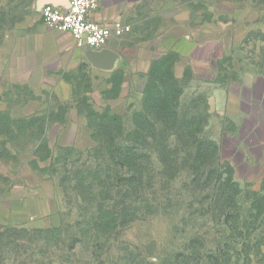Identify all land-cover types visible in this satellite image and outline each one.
Listing matches in <instances>:
<instances>
[{
	"label": "rangeland",
	"instance_id": "374dc122",
	"mask_svg": "<svg viewBox=\"0 0 264 264\" xmlns=\"http://www.w3.org/2000/svg\"><path fill=\"white\" fill-rule=\"evenodd\" d=\"M187 1L196 10L195 22L205 20L209 14L211 20L217 23L234 19V14H240V0ZM259 2L264 6V0ZM32 3L33 0H0V13H4L3 17L11 22L19 19L23 12H29ZM230 31H233V27H222L221 32L215 35L228 42ZM240 34L238 29L237 35ZM226 47L229 48V45ZM83 75L82 81L78 74L68 78L72 83V92L64 86L58 89L59 80L53 77L54 83H47L42 91L27 88L15 96L10 87V91L3 94L7 103L0 102V111L3 112L0 114V129L8 132L14 141L8 142V137L0 136V219L5 216L4 203L13 201L14 197L25 194L32 197L41 189L49 198L45 208V211L48 209L47 215L42 216L34 225H26L28 229L22 230L13 224H0V264H264V209L260 213L255 210L251 214L254 191L259 192L255 182L250 185L239 182V187L231 195L237 209L229 208L227 217L213 206H210L208 212L190 214L188 203L194 201L192 198L196 195H207L209 202H217L220 184L213 180L209 188L196 189L183 180L169 184L164 191L159 190L151 195L152 200L164 201L166 206H175L160 209L159 204L155 205L156 214L135 221L108 238L103 236L98 239L93 234L80 237L73 226L75 212L68 215L70 208L66 209L63 193L55 187L58 178L50 179L49 175L40 172L45 167H51V160L34 163L39 123L28 127L26 123L12 122L13 119L22 121L28 117H41L49 109L57 111L60 104L56 96L73 106L78 105V100L81 105L88 100L96 110L112 105L111 112L116 111L121 115L127 113L129 108L135 110L134 106L140 107V98L129 87L131 82L123 72L110 76ZM122 79L127 86L117 89ZM76 81L79 85H74ZM188 85L193 88L195 84L189 82ZM74 109L66 124H52L48 129L49 145L55 155L59 152V145L74 146L82 151L94 145L86 116L79 115ZM216 121L213 119L211 127H207L210 137L217 135L219 123ZM184 178L186 175H183ZM60 213L68 215L65 219L68 223L65 228L67 231L61 236L62 240L57 241L50 236L51 231L48 234L46 232L49 227L61 224L58 218H61Z\"/></svg>",
	"mask_w": 264,
	"mask_h": 264
},
{
	"label": "crops",
	"instance_id": "0c3cea01",
	"mask_svg": "<svg viewBox=\"0 0 264 264\" xmlns=\"http://www.w3.org/2000/svg\"><path fill=\"white\" fill-rule=\"evenodd\" d=\"M36 1L33 0L29 12L6 22L1 30L0 102L7 103L3 94L10 87L15 96L24 88L44 90L47 83H54L53 77L59 80L58 89L64 86L72 92L68 78L81 74V67L82 73L93 75L110 76L115 71H123L131 82L129 87L141 100L144 73L161 54L174 52L183 60L178 66L179 76L186 64L193 72L190 82L195 85L193 88L189 85L187 92L207 94L208 126L211 127L213 119L219 123L217 135L211 138L220 146V157L233 167L236 181L246 185L255 182L261 189L264 181V6L259 0H240V14L219 23L211 20L210 14L205 20L195 22L196 10L186 0H98V7L88 14L90 20L102 24L121 21L133 27L132 33L110 37L102 49L79 47L70 32L48 27ZM222 27H233L235 36L230 31L228 42L215 35ZM103 49L120 55L111 71L91 62L90 52ZM126 84L123 82L122 87ZM48 198L41 189L32 197L26 194L14 197L13 201L4 203L6 212L0 224L34 225L47 215Z\"/></svg>",
	"mask_w": 264,
	"mask_h": 264
},
{
	"label": "trees",
	"instance_id": "16d2710c",
	"mask_svg": "<svg viewBox=\"0 0 264 264\" xmlns=\"http://www.w3.org/2000/svg\"><path fill=\"white\" fill-rule=\"evenodd\" d=\"M0 15L1 40L3 25L10 20L3 17L4 13ZM182 63V58L174 52H165L154 59L143 75L140 107L129 108L124 115L112 113V105L96 110L88 100L82 105L78 100V105L73 106L56 96L60 104L57 111L49 109L41 117L22 121L13 119L12 123H26L28 127L39 123L34 163L51 160V167L40 172L50 179L58 178L55 187L63 193L66 209L70 208L68 215L75 212L73 226L80 237L93 234L98 239L108 238L131 223L156 214L155 205L159 204L160 209L175 206L152 200L151 195L183 180L196 189L209 188L213 180L220 184L217 202H209L207 195H192L194 201L187 207L190 214L208 212L213 206L227 217L229 208L237 209L231 195L240 184L234 178L230 163L222 161L219 144L207 133L210 119L207 94L187 92L193 72L186 64L179 76L178 66ZM83 70L81 67L78 77L81 81ZM122 72L118 70L114 74ZM122 82L117 84V89L122 87ZM74 85H79L78 81ZM72 109L86 116L94 145L85 151L59 145L55 155L49 145L48 129L52 124H66ZM0 136L8 137V142L14 141L1 129ZM68 165L71 166L68 168ZM254 192L251 214L264 209V181L259 192ZM60 214L61 224L49 227L46 232L51 231L50 236L57 241L62 240L68 223L65 220L68 215ZM20 228L28 229L27 226Z\"/></svg>",
	"mask_w": 264,
	"mask_h": 264
},
{
	"label": "built area",
	"instance_id": "2783aa9c",
	"mask_svg": "<svg viewBox=\"0 0 264 264\" xmlns=\"http://www.w3.org/2000/svg\"><path fill=\"white\" fill-rule=\"evenodd\" d=\"M98 7V0H70V7L46 4L41 10L42 20L48 27L70 32L79 47L104 48L110 37L132 33L133 27L121 21L102 24L88 18L91 10Z\"/></svg>",
	"mask_w": 264,
	"mask_h": 264
},
{
	"label": "water",
	"instance_id": "95a60500",
	"mask_svg": "<svg viewBox=\"0 0 264 264\" xmlns=\"http://www.w3.org/2000/svg\"><path fill=\"white\" fill-rule=\"evenodd\" d=\"M46 4H52L55 6L65 7L68 9L70 7V0H37L36 7L42 10ZM91 62L98 68L103 70L111 71L115 67L116 61L119 59L120 55L112 50L103 49L101 51L95 52L91 51Z\"/></svg>",
	"mask_w": 264,
	"mask_h": 264
}]
</instances>
